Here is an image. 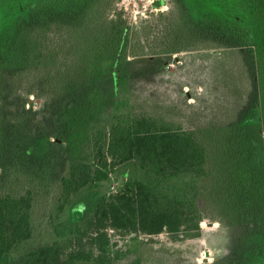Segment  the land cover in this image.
<instances>
[{"label":"rangeland","instance_id":"obj_1","mask_svg":"<svg viewBox=\"0 0 264 264\" xmlns=\"http://www.w3.org/2000/svg\"><path fill=\"white\" fill-rule=\"evenodd\" d=\"M27 1L36 0H0V113L14 112L32 130L41 125L53 140L64 135L58 111L76 99L60 79L77 68L71 70L80 58L74 32L85 22L24 13L18 19L16 7L26 9ZM104 1L94 10L109 18L122 15L130 28L126 60L96 84L104 97L98 119L145 115L169 129L194 132L206 156L195 226L136 239L110 231L113 251L122 254L116 264L136 258L140 264H256L249 256L264 250V188L258 191L264 184V65L256 49L233 46L216 22L190 20L179 0ZM19 32V44L31 52L10 62ZM236 138L245 146L235 148ZM124 173L132 177L133 166L115 168L102 192L116 191L127 179ZM46 182L38 187L32 236L18 255L51 238L47 217L57 188L52 179ZM10 188L18 193L22 184L14 177L4 182L0 173V196Z\"/></svg>","mask_w":264,"mask_h":264},{"label":"trees","instance_id":"obj_2","mask_svg":"<svg viewBox=\"0 0 264 264\" xmlns=\"http://www.w3.org/2000/svg\"><path fill=\"white\" fill-rule=\"evenodd\" d=\"M102 1L36 0L24 10L28 17L74 18L85 26L74 32L80 58L71 70L77 68L60 79L71 98L76 96L57 113L64 135L51 140L41 125L32 130L14 112L0 113L2 180L14 177L22 184L20 192L10 188L0 196V264H116L122 254L113 251L110 231L136 239L139 234L177 233L196 224L206 163L198 136L169 129L145 115L118 113L107 123L97 117L104 97L96 84L126 60L130 28L120 14L109 18L95 11ZM186 2L194 15L205 16L201 20L216 22L233 46H253L264 65V0ZM21 34L8 53L10 62L30 55V49L19 44ZM261 70L264 73V67ZM233 140L235 148L245 146L243 139ZM225 143L221 150L227 148ZM122 165H132L134 175L124 173L126 181L111 195L102 192L110 174ZM246 171L239 176L242 188ZM50 179L57 188L47 217L51 238L18 255L19 246L32 236L38 187ZM252 256L250 262L264 264V250Z\"/></svg>","mask_w":264,"mask_h":264},{"label":"flooded vegetation","instance_id":"obj_3","mask_svg":"<svg viewBox=\"0 0 264 264\" xmlns=\"http://www.w3.org/2000/svg\"><path fill=\"white\" fill-rule=\"evenodd\" d=\"M179 1H180V3L183 6L186 7L187 14L189 15L188 17L190 18V20L195 21L197 23H199V22L200 23H205L206 22V20H201V19L197 18L196 15H194V12L192 11V9H190V7H188L186 0H179ZM32 2L29 3V1H27L25 3V5H26L25 8H27V6H29V4H31ZM17 3L19 4V1H17ZM160 5H162V1H161V4ZM18 7H19V10H18L19 13H18V15L20 16L18 19H20L21 17H23L22 15H23L25 9L23 8V6H18ZM24 16L27 17L26 15H24Z\"/></svg>","mask_w":264,"mask_h":264},{"label":"built area","instance_id":"obj_4","mask_svg":"<svg viewBox=\"0 0 264 264\" xmlns=\"http://www.w3.org/2000/svg\"><path fill=\"white\" fill-rule=\"evenodd\" d=\"M111 189H113V187H111Z\"/></svg>","mask_w":264,"mask_h":264}]
</instances>
